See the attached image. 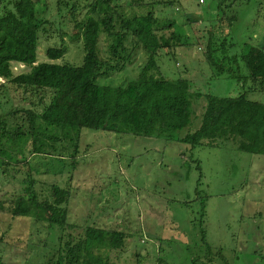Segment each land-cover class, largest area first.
I'll return each instance as SVG.
<instances>
[{
    "label": "rangeland",
    "instance_id": "rangeland-1",
    "mask_svg": "<svg viewBox=\"0 0 264 264\" xmlns=\"http://www.w3.org/2000/svg\"><path fill=\"white\" fill-rule=\"evenodd\" d=\"M78 2L46 0L45 19L51 25L40 39L39 62L45 61L48 47L63 44L67 51L58 62L82 63L81 41L73 35L87 7L81 2L72 14ZM173 6L158 7L154 13L174 20L170 32L180 31L183 43V48L174 49L176 60L163 57L162 71L191 80L193 89L201 93L211 87L217 96L236 95L234 81L207 61L206 43L211 35L216 40L226 38L231 55H240L249 45H263L264 0H174ZM37 7H44L43 0ZM147 58L137 48L126 71L110 73L98 83L125 84L138 76ZM13 69L23 70L19 64H13ZM0 87V115L19 109L40 112L51 98L41 91L17 89L4 80ZM261 91L257 89L254 98H264ZM31 143L29 137L21 136L12 160L0 148V264H49L61 244L83 238L88 226L104 231V237L85 242L86 263L94 258L98 264L105 260L106 264H225L224 260L261 264L264 156L241 153L231 146L191 150L175 142L86 129L74 156V147L64 150L63 144L56 145V152L33 155ZM29 181L37 203H53L54 186L65 191L64 228L49 225L45 216L12 217V200L25 194ZM112 232L126 235L119 250L109 246Z\"/></svg>",
    "mask_w": 264,
    "mask_h": 264
},
{
    "label": "trees",
    "instance_id": "trees-1",
    "mask_svg": "<svg viewBox=\"0 0 264 264\" xmlns=\"http://www.w3.org/2000/svg\"><path fill=\"white\" fill-rule=\"evenodd\" d=\"M40 1L0 2V78L25 92L41 91L51 96L40 112L19 109L0 115V148L10 160L21 136L31 139L33 155L56 152V145L63 144L64 150L74 147V156L85 129L175 142L191 150L231 146L241 153L264 156V98H254L257 89L264 90L260 89L264 86V44L249 45L240 55H231L227 39L216 40L211 35L205 48L207 61L219 74L234 81L238 91L231 97L217 96L211 87L201 93L193 89L191 80L167 76L161 69L164 56L176 60L174 49L183 48L180 31L170 32L174 20L154 14L158 7L173 9L174 0H129L124 4L80 0L71 12L74 14L81 2L87 7L73 35L81 41L82 63H59L67 51L63 44L48 47L45 61L39 62L40 39L51 25L45 19L46 0L44 9L37 7ZM137 48L148 58L136 78L117 86L98 83L110 73L126 71ZM13 64L23 66V70L15 72ZM182 133L183 137H175ZM31 183L24 195L13 198L9 207L12 217L45 216L43 220L49 225L64 228L66 211L61 205L66 202L65 191L54 186L53 203H37ZM125 236L112 232L110 248L121 249ZM103 237L104 231L88 226L83 238L61 244L49 264H98L94 258L86 263L83 245Z\"/></svg>",
    "mask_w": 264,
    "mask_h": 264
},
{
    "label": "built area",
    "instance_id": "built-area-1",
    "mask_svg": "<svg viewBox=\"0 0 264 264\" xmlns=\"http://www.w3.org/2000/svg\"><path fill=\"white\" fill-rule=\"evenodd\" d=\"M2 0H0L1 2ZM1 18H2V8H1V4H0V21H1ZM23 67V66H22ZM3 82V79L0 78V83Z\"/></svg>",
    "mask_w": 264,
    "mask_h": 264
},
{
    "label": "crops",
    "instance_id": "crops-1",
    "mask_svg": "<svg viewBox=\"0 0 264 264\" xmlns=\"http://www.w3.org/2000/svg\"><path fill=\"white\" fill-rule=\"evenodd\" d=\"M44 60V59H43ZM23 68V67H22Z\"/></svg>",
    "mask_w": 264,
    "mask_h": 264
}]
</instances>
